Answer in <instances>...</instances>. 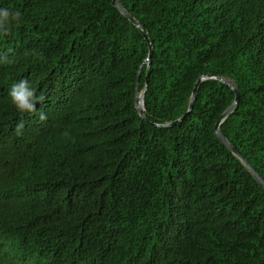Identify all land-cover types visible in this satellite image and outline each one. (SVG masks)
<instances>
[{
  "label": "trees",
  "instance_id": "trees-1",
  "mask_svg": "<svg viewBox=\"0 0 264 264\" xmlns=\"http://www.w3.org/2000/svg\"><path fill=\"white\" fill-rule=\"evenodd\" d=\"M118 2L0 0V264H264V0Z\"/></svg>",
  "mask_w": 264,
  "mask_h": 264
},
{
  "label": "clouds",
  "instance_id": "clouds-1",
  "mask_svg": "<svg viewBox=\"0 0 264 264\" xmlns=\"http://www.w3.org/2000/svg\"><path fill=\"white\" fill-rule=\"evenodd\" d=\"M21 21V13L17 10L9 8H0V35H8L14 23ZM14 61L7 57H0V63L12 64ZM9 95L12 104L21 114H35L37 112L36 104L43 103L46 97L41 93L37 95V91L33 88L27 79H22L13 84ZM38 119L41 122L47 120L46 113L39 111ZM25 125L23 122L16 126L17 135H22Z\"/></svg>",
  "mask_w": 264,
  "mask_h": 264
},
{
  "label": "water",
  "instance_id": "water-1",
  "mask_svg": "<svg viewBox=\"0 0 264 264\" xmlns=\"http://www.w3.org/2000/svg\"><path fill=\"white\" fill-rule=\"evenodd\" d=\"M112 3L132 22L134 23L140 30L142 35L144 36V38L147 40L148 45H149V54L147 57V60H149L150 56H151V51H152V47L149 41V38L147 36L146 31L140 26V24L138 23V21L118 2V0H112ZM148 67H149V62H148ZM217 78H219L222 82H227L231 88L234 90L235 93V98L233 103L222 113V115L220 116V118L217 120L216 124H215V133L217 135V137L246 165V167L252 172L253 176L255 177V179L258 181L259 185L264 189V179L260 176V174L238 153V151L235 149L234 146L231 145V143H229V141L226 139V137L221 133V131L219 130V125L221 123V121L231 112V110L234 108V106L237 103L238 100V96H239V92L237 87L235 86V84L233 82H230L229 80H225L222 77L217 76ZM203 79V77H200L193 89H192V93H191V98H190V102H189V106L187 111L180 116L178 119L173 120L167 124H165L166 126H171L174 125L178 122H180L181 120L184 119V117L190 112V110L192 109V103H193V97L197 91V87L200 83V81ZM147 89V82H145V86L143 91L136 96V107L138 110L139 115L145 119L144 116V110H143V97L145 94V91ZM139 98L141 99V104H139Z\"/></svg>",
  "mask_w": 264,
  "mask_h": 264
},
{
  "label": "bare ground",
  "instance_id": "bare-ground-1",
  "mask_svg": "<svg viewBox=\"0 0 264 264\" xmlns=\"http://www.w3.org/2000/svg\"><path fill=\"white\" fill-rule=\"evenodd\" d=\"M139 104H141V99L139 98Z\"/></svg>",
  "mask_w": 264,
  "mask_h": 264
}]
</instances>
